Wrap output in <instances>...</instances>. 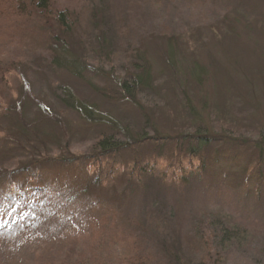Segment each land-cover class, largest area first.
Masks as SVG:
<instances>
[{
  "label": "rangeland",
  "instance_id": "374dc122",
  "mask_svg": "<svg viewBox=\"0 0 264 264\" xmlns=\"http://www.w3.org/2000/svg\"><path fill=\"white\" fill-rule=\"evenodd\" d=\"M52 4L70 9L77 23L72 47L81 65L78 78L51 67L35 21L31 32L23 30V21H0V40L7 41L2 54L23 65L25 90L39 99L38 105H23L25 119L41 124L53 118L61 126L47 130L56 129L72 154L89 160L96 138H117V126L126 127L136 141L152 138L135 151L95 164L87 176L101 175L108 184L111 174L126 173L137 160L148 163L157 177L143 178L133 188L124 178L114 180L103 194L110 201L100 207L97 201L82 202L88 187L86 170L79 167H48L40 181L24 183L23 191H10L6 175L0 176V264H83L95 255L97 264H128V256L135 264H264V162H258L262 140L253 126L255 121L264 125V0H93V21L68 0ZM196 63L204 69L200 81L191 74ZM141 66L158 90L135 105L121 100L120 84L142 75ZM11 77L7 87L0 84V110L22 91L21 79ZM67 92L101 120L88 121L67 107ZM218 104L226 105L221 115ZM40 107L50 115L42 119ZM189 107L200 115L196 121ZM206 126L205 160H191L186 149ZM10 127L12 120L0 116L2 173L13 171V161L24 154L18 139L7 135ZM176 136L186 139L181 155L173 154L168 142H179ZM3 148L8 152L1 155ZM50 154L59 155L55 149ZM173 156L182 157L181 163L169 161ZM252 167L263 173L260 181L251 175ZM178 173L186 177L177 180ZM39 185L50 191L36 196ZM113 189L128 192L114 197ZM111 205L117 206V216L107 213ZM218 222L220 233L238 230L239 239L222 243V234H212ZM96 234L106 246L93 250Z\"/></svg>",
  "mask_w": 264,
  "mask_h": 264
},
{
  "label": "trees",
  "instance_id": "16d2710c",
  "mask_svg": "<svg viewBox=\"0 0 264 264\" xmlns=\"http://www.w3.org/2000/svg\"><path fill=\"white\" fill-rule=\"evenodd\" d=\"M68 1L76 5V10L78 9V13H82V11H84V13L90 15V21H93V17L96 15L95 8H93L94 5L92 4L93 0ZM70 12L71 10L68 8L55 9L52 4V0H0V21L4 22L11 19L15 22L23 21L25 25L23 30H29L30 32L32 30L30 27L35 21L37 25L36 27H38L37 30L40 33V36L43 37V47H46L47 49L46 56L48 58V62L51 63V67H54V69L65 70L70 76L78 78L79 74L77 72V69L78 67H81V65L80 63L75 62L76 58L73 56L74 48L72 47V45L75 43L77 23L76 21H74V15L72 16ZM77 21L79 22V20ZM6 43V40H0V46L5 45ZM169 47L174 48V45L171 43V46ZM170 48H168L169 51ZM128 54L130 55V51H128ZM173 54L174 53H171L169 55V62H172ZM130 57L131 56H128V59L126 60H131ZM139 59L142 60L141 58ZM7 60L8 59L2 54V50L0 49V84H3L5 82L7 87L8 82H6V78H10L11 76H13L14 78H20V81H22L21 83L23 85L22 91L20 90L18 91L20 93H17V99L9 103L10 107L6 106V108L0 110V116H7L10 118V120H12V127L9 128V132L7 133V135L9 134L10 136L15 137V139H18L17 144L19 145L21 152L24 153L22 154V156H20V158H17L13 161V164L17 166L13 171H6L5 173H2L3 170L2 168H0V176L4 174L6 175V187H8L10 191L13 188L23 191L25 187L24 183H26L27 185L28 182L35 179L36 181H40L43 171L48 167H52L53 165L66 167L73 166L75 168L79 167L83 170H86L85 183L88 187L85 192V198H82V202L85 204L88 203L90 205H93L96 204L95 202L97 201L98 205L102 207L104 206L103 201L106 200L103 198V194L108 191L109 188L111 189V187L114 186V180L124 178L126 181V185H132L133 188L139 187L143 182V178L146 179L150 175H152L151 173L153 169L150 166L148 167V163L143 164V162H139L136 160L131 165L132 169H129L126 173L115 172L114 174H111L110 177H108V184H106L105 180H102L101 175H98L97 177L87 176V169L94 166L95 164L101 165L104 159L123 153L125 150L135 151L138 146H142L146 143L151 142L152 138L150 140L143 138L141 141H136L135 138H133L128 132L126 127L121 128L120 126H112L119 129V132H121V134L117 138L116 136L112 137V135H110L109 137H106L105 135H100L99 137H97L96 141L98 143L93 149L94 154H92L95 156L93 157L92 155H88L89 157H92L90 158L91 160H89L88 157H85L86 155L72 154L70 152L68 143L66 141L60 142L59 139L55 136L54 133L57 132L56 129H54V131L47 130L49 125H54V127L60 128V123L58 124L54 122L53 118H50L46 121L42 120L45 115H50L51 110H49L48 108L43 109V107H40L39 112L42 117L41 120L44 121L41 124L34 120L29 121L25 119V115L23 114V105H38L39 99L34 97L31 92L27 93V91L25 90L26 83L28 85V81L25 77L24 71H22L23 65H21L20 62L10 63ZM144 61L147 62V60ZM172 63L175 66L174 61ZM137 70L138 72H143V74H135L134 76L129 77L126 81L120 84V89H122L123 93L121 100L126 99L132 101V103H134L135 105H138L137 101L139 100V98H144L149 93V91L154 90L155 92L156 90H158V88H154V79L149 76L148 68L146 69V67L141 66ZM144 70L146 71L144 72ZM202 71H204V69L200 68V65L196 63V66H193V70L191 73L193 79L196 81H200L199 73L201 74ZM63 102H65L66 106L69 107L72 111L77 112L78 114H80V116L84 117L88 121L94 122L101 120L96 115V113L91 111L92 108L89 109L86 106H83L76 98V96H74L70 92H67L65 94ZM18 104H20V106H18ZM248 106L250 108L252 105L248 104ZM219 107L221 108L216 110L217 112H219V115H221L222 109L226 108V105H219ZM188 111V114L191 117H194L195 121L199 118L200 115L195 109L189 107ZM190 125H192V123ZM193 125H195V123H193ZM253 126H255V128L257 129L254 133L258 135L259 139L262 140L256 147L258 151L257 154L259 155L258 162L259 164H261L262 162H264V125L255 121V124H253ZM107 127L110 128L109 125H107ZM206 131H208V126L204 127L202 130L199 129L197 131V134L195 135L196 138L190 141V143H192L194 146L186 150L188 151L187 153L191 160H205L201 148L208 143L206 142V139L201 136H204L206 135L205 133L209 132ZM62 132L63 135L69 136V131L66 132L62 129ZM176 137L179 138L178 140H180V143L177 142V140L172 141V139L168 140V142L174 144H171L173 147H175L173 154L175 153V155H181L184 151V147H186V144H184L186 139H183L184 136ZM197 137L198 141H196ZM121 139L125 141H122ZM182 141L184 142L182 143ZM4 148L1 151V155H3L4 152H8V149L6 150ZM26 149H28V151ZM53 149H55L56 152L59 153V155L52 156L50 153ZM174 158H177V161H175L177 165L181 163L182 157L180 156H173L169 161L173 162ZM250 171L251 175L258 179L257 181H260V178L263 177V173L257 167H252ZM174 172H177V170L174 169ZM152 177L157 176L152 175ZM185 177L186 176H184L183 173H178L177 180H182ZM38 187L40 189L37 188L38 193H36V196L45 194L50 191V189L44 187V185H39ZM113 190L115 193L114 197H126L128 192V190H123L122 192H117L116 189ZM107 201L110 200H106V202ZM76 211L78 210L76 209L74 211L71 216L72 219L77 217ZM107 213L113 216H117V214H119L117 206L111 205ZM210 222L212 223V221ZM219 224H221V222L215 224V229L213 230L212 234L215 236L222 234V243L230 244L231 242L239 239L238 236L240 232L238 230L233 229L234 232L232 233L229 231V229H226V232L222 230V233H220L221 229ZM209 228L210 227H208V229ZM95 230L99 232V230L97 229V225L95 227ZM95 237L97 241H94L93 247H95V249L93 250L104 248L106 246V240L100 234H96ZM118 255L121 254L119 253ZM95 258V260H88L86 261L87 263L83 264H97V255H95ZM127 259L128 260L125 261L126 263L129 262L131 264H135L130 256H128ZM98 261L105 262L106 260ZM78 264H81V262H79ZM139 264H146V260L140 262Z\"/></svg>",
  "mask_w": 264,
  "mask_h": 264
}]
</instances>
